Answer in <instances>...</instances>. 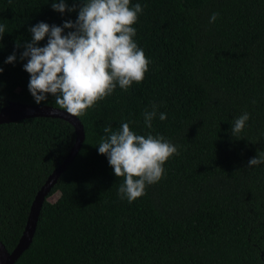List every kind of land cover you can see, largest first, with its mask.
Listing matches in <instances>:
<instances>
[{"label": "trees", "instance_id": "1", "mask_svg": "<svg viewBox=\"0 0 264 264\" xmlns=\"http://www.w3.org/2000/svg\"><path fill=\"white\" fill-rule=\"evenodd\" d=\"M54 2L0 0V109L8 102L60 109L51 94L34 101L21 58L30 28L75 23L87 0H66L76 11L63 14ZM136 4L142 12L133 39L148 71L127 90L117 83L76 117L83 143L45 198L32 242L15 264H264V163L248 167L264 155V0H130ZM153 105L148 128L143 114ZM244 113L249 120L233 136ZM122 123L178 150L162 178L131 203L119 195L124 178L98 153L103 129ZM74 140V128L61 119L0 124V242L8 252Z\"/></svg>", "mask_w": 264, "mask_h": 264}, {"label": "clouds", "instance_id": "2", "mask_svg": "<svg viewBox=\"0 0 264 264\" xmlns=\"http://www.w3.org/2000/svg\"><path fill=\"white\" fill-rule=\"evenodd\" d=\"M52 8L61 14L76 11L75 5L68 8L66 0H56ZM141 12V5L132 8L130 0H87L75 23L66 21L62 27H50L41 22L30 28L32 40L24 45L21 58L27 59L24 71L30 74L28 87L34 101L40 104L51 94L60 109L77 117L110 95L117 83L124 90L141 83L150 63L133 39V25ZM217 17L218 13H213L210 23H215ZM65 29L70 30L66 35ZM5 30L0 25V34ZM46 36L47 44L38 46ZM15 59L14 53L5 63L12 64ZM155 109L153 105L152 111L143 114L148 128L152 127ZM166 118L164 113L159 115L161 121ZM248 120V113L235 119L232 135L241 133ZM103 131L106 135L99 142L98 153L107 157L117 178H124L119 195L130 203L144 195L146 185L162 178L164 164L178 152L162 136L135 134L129 123H122L117 131L110 127ZM261 163L264 155L251 158L248 167Z\"/></svg>", "mask_w": 264, "mask_h": 264}, {"label": "water", "instance_id": "3", "mask_svg": "<svg viewBox=\"0 0 264 264\" xmlns=\"http://www.w3.org/2000/svg\"><path fill=\"white\" fill-rule=\"evenodd\" d=\"M32 118H53L68 122L74 128L75 140L64 161L53 170L36 193L30 207L24 230L17 245L11 252H8L0 242V264H15L23 252L28 249L35 234L37 221L45 198L50 190L57 184L58 179L66 171L70 163L75 159L84 140L83 126L76 117L68 115L64 110L45 105H27L17 102H8L0 109V124L13 123Z\"/></svg>", "mask_w": 264, "mask_h": 264}]
</instances>
